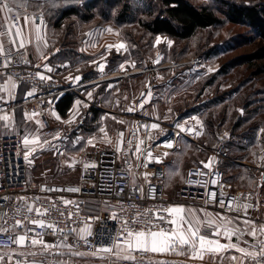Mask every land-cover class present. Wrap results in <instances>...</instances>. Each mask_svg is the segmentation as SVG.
I'll return each mask as SVG.
<instances>
[{
	"label": "built area",
	"instance_id": "obj_1",
	"mask_svg": "<svg viewBox=\"0 0 264 264\" xmlns=\"http://www.w3.org/2000/svg\"><path fill=\"white\" fill-rule=\"evenodd\" d=\"M20 10L21 6H16L10 13L15 27L21 23ZM32 15L44 19L42 12ZM203 62V57H196L185 63ZM158 69L147 64L145 71L156 73ZM0 74L26 85L21 104L40 112L44 141L69 139L85 124L89 114L85 107L72 118L52 117L53 101L77 89L56 68L43 67L21 49H13L2 54ZM210 99L199 100L200 113L206 112ZM177 122L180 124L178 120L145 116L113 134L102 130L109 140L85 149L73 182H34L24 138L19 134L0 136V251L13 252L18 260L26 257L24 252L38 255L41 251L50 255V264H60L58 251L66 244L90 255L108 252V264H134L146 251L132 249V259L119 261L114 258L116 246L135 234L173 230L175 225L167 222L175 220L171 211L174 202L243 217L237 194L226 188L225 171L215 166L209 175L202 162L188 166L175 198L167 197L163 158L177 148L180 136L191 137L176 127ZM213 191L216 200L212 202L208 193ZM221 198L225 205L219 206ZM253 243L259 250L250 245ZM247 246L255 252L256 262L264 264V231Z\"/></svg>",
	"mask_w": 264,
	"mask_h": 264
},
{
	"label": "rangeland",
	"instance_id": "obj_2",
	"mask_svg": "<svg viewBox=\"0 0 264 264\" xmlns=\"http://www.w3.org/2000/svg\"><path fill=\"white\" fill-rule=\"evenodd\" d=\"M22 1L36 3V0ZM45 1L52 0H39V3ZM127 1L130 13L124 21L117 18V10H119L117 5V9H112V16L101 12L100 8L104 11V2H99L93 11H88L85 6H82L84 3H81L82 16H66L65 18H59L60 10L54 11L46 5L47 8L44 10L46 19L52 26H58L59 33L61 30L68 31L69 24L78 25L77 33H73V49L68 51V55L77 57L75 59L77 64H82L83 70L87 71L96 83L89 89H76V95L87 102L88 107L85 108H88L92 117L85 121L78 132L69 139L59 140V142L44 141L40 132L37 144H26L30 176L34 182L43 179L76 181L85 149L95 143H105L109 140L99 128L102 125H106L113 134V131L115 133L122 127L132 126L145 116L166 121L178 120L184 129L192 132L190 135L195 140L199 135L192 126L197 128L196 125L203 116L198 112L201 107L199 100L203 97H211L210 101H212L221 91L227 92L230 88L240 86V82L244 79H248L246 82L248 86H243L246 92L250 91L258 96L264 88V57H260L261 53H259L261 46H264V39L251 27L227 21L222 25L200 29L195 36L188 39H178L168 34L154 35L141 25L140 19L147 20L150 18L151 11L158 12L161 6L160 0ZM190 1L197 6H210L223 17L227 2L264 5V0ZM90 14L93 16L89 17ZM109 24L117 26L119 30L108 31L110 27L106 26ZM52 29L50 38L56 34L54 31L56 28ZM59 37L60 34H58ZM157 38L161 41L159 44L156 43ZM234 38L239 42L235 46L231 45L234 43ZM169 41H171L170 46ZM119 44L125 45V59L121 62L123 67L116 65L119 54L114 46ZM86 47L87 49H84ZM82 49L90 53H77V50ZM196 57H203L204 62L201 65L185 63ZM107 59H110V62L115 61V68L111 65L110 69L121 73V77L101 81L104 77L101 76L102 74H97V68L102 72ZM147 64L159 66L158 71L156 73L145 71ZM104 67L109 68L107 65ZM222 67H225L227 71L222 72L209 87H203L207 77ZM261 67L263 70L260 72ZM208 69L212 71L209 72ZM61 73L70 83L77 82L71 70L61 71ZM168 77L172 79L166 82ZM149 92L153 97L152 95L149 97ZM242 94L243 92L240 95ZM91 100L93 101L89 104ZM96 104L102 107L98 108ZM140 104L143 105L142 110H139ZM107 108L114 111H108ZM96 109L99 111L97 112ZM207 132L213 139L211 131ZM179 138V141L184 139ZM194 140L191 142H196ZM194 155L195 148L190 145L182 158L186 167L198 162L193 160ZM181 169L179 171H182ZM177 188L179 185L175 187L173 198ZM66 254L67 257L58 255L60 264H107L105 258L109 255L108 252L96 256L79 251L73 252L74 255L71 252Z\"/></svg>",
	"mask_w": 264,
	"mask_h": 264
},
{
	"label": "crops",
	"instance_id": "obj_3",
	"mask_svg": "<svg viewBox=\"0 0 264 264\" xmlns=\"http://www.w3.org/2000/svg\"><path fill=\"white\" fill-rule=\"evenodd\" d=\"M71 1L52 0L48 1L49 3L45 1L40 2L37 6V3L30 4L31 2L26 3L22 0H16V2L9 0L7 8L0 7V60L5 52L21 49L43 67L56 68L60 71L71 70L79 82L75 83L77 89L92 87L96 81L91 79L87 71L83 70L82 64H77L75 61L77 57L68 55L69 47L64 42V31L61 30L59 33L58 26H52L47 21L44 12L47 8L46 5L53 8L54 11H58V5L64 6ZM16 6H21L19 27L13 26L10 21V13ZM35 11L42 12L45 19H35L32 15ZM62 26L64 27V24ZM106 27L119 30L117 26L110 24ZM52 28H56L54 30L56 34L50 38L49 34L52 32ZM4 29L7 31H2ZM58 34H60L59 38ZM114 47L117 48V46ZM86 52L90 53L88 50H77V53L80 54ZM118 54L119 58L116 65L120 67L121 62L125 59V48L120 49ZM121 57L122 59H120ZM114 64L115 61L110 62V59H107L104 65L109 66V68L103 65L102 72L97 68V74H102L101 76L104 77L101 81L121 77V73L110 69L111 65L114 66ZM171 79L168 77L165 81ZM237 87L241 89L243 85ZM25 88V84H17L11 77L0 74V136L19 134L24 138L25 145H34L37 144L40 132L43 136V121L39 111L21 104L25 97ZM238 88H230L227 92L221 91L219 98H213L212 100L215 102L209 107L207 106V112L202 113L203 116L200 117L199 124L196 125L197 128L192 126L194 130H197L199 137L194 140L193 136H180L184 139L179 141V138L177 148L163 158L167 169L166 193L170 199L174 197L175 187L180 186L185 179L187 167L182 158L190 145L195 148L194 161L207 164L209 160H212V167H220L225 171L226 188L237 194L238 203L244 210L245 215L243 217L225 215L210 209L192 207L181 202H174L171 211L175 220L182 219L185 213L189 215V219L198 227V231L192 235L195 236L199 233L204 235L201 236L203 242L201 247L222 249L228 243L224 235L231 236L235 233L240 239L238 250L228 249L221 253L201 254L197 248L196 252L193 253L187 246H181L186 238L185 232L180 231L175 225L174 229L168 232L152 231L147 234L131 236L125 243L116 246L114 250L115 260L132 259V255H130L132 249H144L146 255L137 259L134 264H258L255 259V252L243 241H255L264 231V91L260 95L252 97L255 106L246 107L242 99H237ZM57 101L58 98L53 101L51 108V115L55 119L75 117L87 104L76 95L67 115L62 116L56 107ZM76 101H79V104ZM92 101H89V104ZM141 105L138 106L139 110H142L143 105ZM96 106L102 107L99 104ZM107 110L114 111L111 108H107ZM96 111L98 112L99 109ZM90 117L91 114L89 119ZM99 128L112 132L106 125ZM184 130L192 134L186 128ZM209 130L213 134V139L207 132ZM193 140L196 142H191ZM177 168L179 170L182 168V171ZM212 225H215V228H210ZM188 231H191V226ZM205 237L210 239V243L205 241ZM218 241L221 244H218ZM232 243H237L236 236L232 237ZM169 245L172 247L170 248ZM232 247H234L233 244H227V248ZM68 252L73 254L75 250L66 244H62L58 255L67 257L66 253ZM24 253L26 257L18 260L13 252L0 251V264H50V255L45 252L39 251L38 255L29 252ZM201 255V259L196 257Z\"/></svg>",
	"mask_w": 264,
	"mask_h": 264
},
{
	"label": "trees",
	"instance_id": "obj_4",
	"mask_svg": "<svg viewBox=\"0 0 264 264\" xmlns=\"http://www.w3.org/2000/svg\"><path fill=\"white\" fill-rule=\"evenodd\" d=\"M99 2H104L103 10L104 14L112 16V9L117 7L118 20L124 21L127 19L130 11L127 0H83L81 3H84L82 6H85L88 11H93L96 9ZM80 3V4H81ZM227 9L225 10L224 17L220 16L213 8L210 6H197L190 0H160V9L158 12L151 11L150 18L140 19L141 25L151 34H168L172 37L178 39H188L196 35V33L203 28H211L213 26L222 25L225 22L229 21L231 23L243 24L251 27L261 38L264 39V5L260 3H236V2H227ZM80 4L72 3L65 4L64 6L58 5V10L61 11L59 18H65L66 16L74 17L77 15L83 14V9H81ZM106 5L108 7H106ZM117 5V7H116ZM119 5V6H118ZM85 9V10H86ZM99 9V8H98ZM153 9L154 6H153ZM112 13V14H111ZM93 16L90 14L89 17ZM75 19V18H74ZM120 23V22H119ZM70 27L68 31L63 33L64 42L68 45V51L73 49V33H77L78 25L69 24ZM76 36V34H75ZM239 42L234 38V43L231 45L235 46ZM68 53V52H67ZM260 57H264V46L260 48ZM122 59V57L120 58ZM228 67V66H227ZM58 70V69H57ZM263 70V67L260 68V72ZM227 69L222 67L219 71L213 73V75L208 76L207 79L203 82L206 87L207 85L213 84L217 80L218 76ZM86 77V76H85ZM250 80V79H249ZM248 79H244L240 82L243 86L246 85ZM236 89L238 87H235ZM239 94L237 99H242L246 107L255 106L253 103L252 97L255 95L252 92H246L244 88H238ZM256 90H254L255 92ZM264 91V88L261 89L260 93ZM243 92L242 95H240ZM219 98V94L217 95ZM222 97V96H220ZM56 103V107L62 116H66L68 110L72 107L76 94L74 91H67L63 94H60ZM236 99V100H237ZM215 100L207 104L209 107ZM236 103V102H235ZM257 104V103H256ZM90 115V113H89ZM89 119V116H88ZM87 119V121H88Z\"/></svg>",
	"mask_w": 264,
	"mask_h": 264
},
{
	"label": "snow or ice",
	"instance_id": "obj_5",
	"mask_svg": "<svg viewBox=\"0 0 264 264\" xmlns=\"http://www.w3.org/2000/svg\"><path fill=\"white\" fill-rule=\"evenodd\" d=\"M9 0H0V7H4V8H7V4H8ZM13 2H16V0H13ZM82 2V0H72V3H75V4H80ZM36 3H37V6H39V0H36ZM26 19V18H25ZM108 31H111V28L107 29ZM161 41L159 38H157L156 40V43L159 44ZM169 43V46L171 45V41L168 42ZM125 48V45L124 44H120L117 46V51H119L120 49H123ZM121 67H123V65H121ZM209 72L212 71V69H208ZM91 95V93L89 94ZM149 97H151L152 93L149 92ZM77 104H79V101H76ZM142 106V105H141ZM85 107H88L87 104H85ZM129 111H132V109H129ZM192 119H196V117H192ZM176 127H179L181 128V130L183 131V126L179 124V122H177L176 124ZM204 167L205 168H208L210 170L209 172V175H211V167H212V160H209V162L207 164H204ZM216 180H211V183L212 184H215ZM221 197H223L224 195L221 194ZM208 198L211 199V201H215L216 200V192H210L208 193ZM234 199V198H232ZM225 205V200L223 198H221L219 200V206L220 205ZM168 224H171L172 226L173 225H176V227L180 230V231H183L185 232V240L182 242V247L183 246H187L189 249H191V251L193 253L196 252L197 248H199V251L201 254H204V253H221V252H225L227 251L228 249H235L236 251L238 250V247H239V237L233 233L231 236H226L224 235V237L228 240V243L227 244H233L234 247L232 248H227V244H225V247L224 248H218V247H212V248H208V247H201V244L203 243L201 241V236H204L202 234H198V235H195L193 236L192 234L193 233H196L198 231V227L196 225H194L193 221L191 219H189V215L187 213H185L183 215V218L180 219L178 218L177 220H169L167 222ZM191 226V231H188L189 227ZM210 228H215V225H212L210 226ZM171 229V228H170ZM221 231V230H220ZM225 231V229L223 230V232ZM213 234H215L213 232ZM233 236H236L237 237V243H232V237ZM205 241L209 242L210 243V239L208 237H205ZM245 244H248V241L245 240L243 241ZM218 244H221L219 241H218ZM253 248H256L257 250H259V246L255 243L253 244H250ZM169 247L171 248L172 245H169ZM196 257H199L200 259L202 258V255L201 256H196ZM195 257V258H196ZM233 259H235V257H232ZM221 259H223L221 257ZM261 259H264V256L261 257Z\"/></svg>",
	"mask_w": 264,
	"mask_h": 264
},
{
	"label": "bare ground",
	"instance_id": "obj_6",
	"mask_svg": "<svg viewBox=\"0 0 264 264\" xmlns=\"http://www.w3.org/2000/svg\"><path fill=\"white\" fill-rule=\"evenodd\" d=\"M139 69V68H138ZM141 69H143V68H141ZM115 76V75H114Z\"/></svg>",
	"mask_w": 264,
	"mask_h": 264
}]
</instances>
